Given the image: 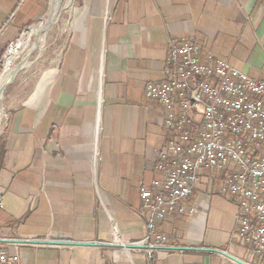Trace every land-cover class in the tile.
Wrapping results in <instances>:
<instances>
[{
    "label": "crops",
    "instance_id": "obj_1",
    "mask_svg": "<svg viewBox=\"0 0 264 264\" xmlns=\"http://www.w3.org/2000/svg\"><path fill=\"white\" fill-rule=\"evenodd\" d=\"M16 3L0 0L2 47L9 44L7 10ZM82 4L69 47L47 74L41 95L16 113L13 98L9 102L11 122L0 143L3 249L22 254V264H237L205 249L260 264L233 236L237 205L211 178L189 199L196 215L158 222L183 250L33 243L112 245V218L122 244L143 240L139 184L157 177L156 149L165 138L163 114L146 99L145 88L163 81L170 39H196L204 60L228 59L264 79V0Z\"/></svg>",
    "mask_w": 264,
    "mask_h": 264
},
{
    "label": "built area",
    "instance_id": "obj_2",
    "mask_svg": "<svg viewBox=\"0 0 264 264\" xmlns=\"http://www.w3.org/2000/svg\"><path fill=\"white\" fill-rule=\"evenodd\" d=\"M14 46H8L5 60ZM167 55L163 81L145 88L146 99L161 109L165 138L156 149L157 177L139 184L138 215L146 235L135 245L149 252L177 247L159 231L158 222L196 215L189 199L206 175L217 176L220 194L237 205L233 236L264 264V79H253L228 59L209 55L204 60L196 39H170ZM10 122V112L0 110V137ZM111 220L114 244L124 245ZM23 260L0 243V264Z\"/></svg>",
    "mask_w": 264,
    "mask_h": 264
},
{
    "label": "rangeland",
    "instance_id": "obj_3",
    "mask_svg": "<svg viewBox=\"0 0 264 264\" xmlns=\"http://www.w3.org/2000/svg\"><path fill=\"white\" fill-rule=\"evenodd\" d=\"M50 1L51 0H47V2H45L40 0V8L38 10H33L34 7L31 8L32 1L19 0L18 4L20 7H16L19 8L18 13L14 10L13 12L7 10L9 44L6 48L8 49L10 43L15 45L14 50L11 52L13 54H10V58L13 59V57H16L17 61L15 63L17 66L25 60L24 58L29 56L30 65L20 71L16 80L12 81L6 87L4 97L1 101L0 110L5 109L6 111H9V102L12 98L14 103V113L21 108H25L27 105L30 106V104L33 103L32 101L41 95L43 90L42 86L45 83L44 81L46 80L47 74L50 73L52 69H57L62 61L64 51L69 47L72 33L75 31L74 27L76 20L81 15L80 12L82 11L83 6L82 0H71V3H69L71 9L70 7H67L66 10H63L61 20L52 28L50 34H48V38L43 49L44 51L39 50L29 55L34 43L39 41V36L36 33L31 36V41L29 43L31 45V49L29 48L30 50L28 49L25 51L22 50V46L24 45L23 43L30 38V28L47 16L50 8ZM3 28H5V25H0V29L3 30ZM11 66L12 65L4 59V66L0 71V77L4 75L6 70L11 69ZM6 133L7 132L0 137V143ZM101 134L102 130L100 131V135ZM99 157L100 154L96 156V158ZM205 177L206 179H215L212 182V185H217L218 188L221 187V181L217 179V176L206 175Z\"/></svg>",
    "mask_w": 264,
    "mask_h": 264
},
{
    "label": "bare ground",
    "instance_id": "obj_4",
    "mask_svg": "<svg viewBox=\"0 0 264 264\" xmlns=\"http://www.w3.org/2000/svg\"><path fill=\"white\" fill-rule=\"evenodd\" d=\"M69 3H71V0H51L50 1V8L47 13V16H45L43 20H41L39 23L34 24L33 27L30 28L31 29L30 38H28V40H26L23 43L24 44L22 46L23 51L28 50L31 47L29 43L31 41V36L35 35V33L39 36V41L34 43L32 49L30 48L31 52L29 53V55L33 54L34 52L44 49L45 44H46L45 42L48 38V34H50V31L52 30V28L56 26L61 20L63 10H66L67 7L68 8L70 7ZM28 57L24 58L25 60L16 66V63H15L17 61L16 57H13V59H11L10 56H8L7 61L12 66H11V69L6 70L4 75L0 77V107H1V101L4 97L6 87L12 81L16 80V78L19 76L20 71L29 67L30 58Z\"/></svg>",
    "mask_w": 264,
    "mask_h": 264
},
{
    "label": "water",
    "instance_id": "obj_5",
    "mask_svg": "<svg viewBox=\"0 0 264 264\" xmlns=\"http://www.w3.org/2000/svg\"><path fill=\"white\" fill-rule=\"evenodd\" d=\"M0 243H5V241L0 239ZM34 244H42V245H49V246H75V247H83V246H90V247H108V248H121L124 250H131V249H141V248H147V246H137V245H131V244H126V245H118V244H114L112 243V245H104V244H88V243H77V242H71V241H57V240H53V241H38V242H33ZM156 249H166V250H183L182 248H177V247H170V248H156ZM205 251H211V252H217L219 254H221L222 256H224L225 258L231 259L232 261H234L237 264H249L247 262H243L241 260H239L238 258H234L233 256H231L230 254L228 255L226 252L214 249V250H209V249H205Z\"/></svg>",
    "mask_w": 264,
    "mask_h": 264
},
{
    "label": "trees",
    "instance_id": "obj_6",
    "mask_svg": "<svg viewBox=\"0 0 264 264\" xmlns=\"http://www.w3.org/2000/svg\"><path fill=\"white\" fill-rule=\"evenodd\" d=\"M16 1H17V4L14 6V11L17 10L16 7H20V5L18 4L19 0H16ZM30 1H32L31 8L34 7L33 10H38L40 8V4H39L40 0H30ZM43 1L47 2V0H43ZM6 47L7 46H4V47L0 46V71L2 70V68L4 66V59L3 58H4V54L6 52V49H7ZM3 157H4V153L1 152L0 153V164L2 163Z\"/></svg>",
    "mask_w": 264,
    "mask_h": 264
}]
</instances>
